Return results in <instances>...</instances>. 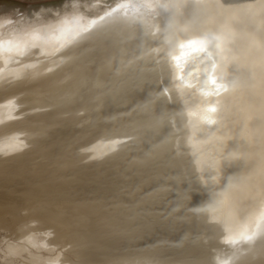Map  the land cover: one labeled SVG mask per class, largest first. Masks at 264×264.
Listing matches in <instances>:
<instances>
[{"label":"bare ground","instance_id":"6f19581e","mask_svg":"<svg viewBox=\"0 0 264 264\" xmlns=\"http://www.w3.org/2000/svg\"><path fill=\"white\" fill-rule=\"evenodd\" d=\"M117 6L0 56V254L264 264V0Z\"/></svg>","mask_w":264,"mask_h":264},{"label":"rangeland","instance_id":"374dc122","mask_svg":"<svg viewBox=\"0 0 264 264\" xmlns=\"http://www.w3.org/2000/svg\"><path fill=\"white\" fill-rule=\"evenodd\" d=\"M3 1L14 2V3L18 4V6L15 5L13 8L12 7H7L5 5L3 6V4H2ZM52 1H55V0H0V56H3V55L6 56V55L10 54V52L11 53L13 52V53L17 54V51L19 53L21 51V48L23 46H26V44L35 45L34 39L39 34L44 35L45 36V38H44L45 41L47 40L46 41L47 43L42 45V48L46 47L47 49H50V47L53 46V44H54V49L53 50L51 49V53H53L54 51H56L58 49V47H60V46H58L56 48V46H57L56 43H58L59 41L55 43V39L59 38V36L63 37L64 35H66L65 33H68V31H70L72 29L71 27H69V23H70L71 20H77V21L82 20L80 22L82 24H84L85 22H88V20H90L89 18H91L92 16H96V17L99 16L100 17V12H101L102 15H105L106 11H110V9H112L115 6L118 7L117 5H119L122 2V0L121 1L119 0L118 3H117V0H116V3H115V0H109L110 2L108 0H99V1L102 2L101 3V2L96 1V0H91L89 2V5H94V6L93 7L92 6H88L89 8L91 7L89 9L90 11L88 10V8L86 9L83 6H79V7H82V9H81V8L78 7V5H77V7H75L76 6L75 5L73 7L71 6L73 9L70 7V9L63 11L64 13L61 12V13L55 15L56 18L53 15H48V14L47 15H48L49 18L48 17L46 18L47 15H41V16H43V17H41L40 15H38V16L37 15L29 16V14H27L28 10H27L26 7H31V6L34 7L36 5H39V4H42V3H49V2H52ZM57 1H59V0H57ZM111 1L114 2V5L111 4L112 3ZM154 2H156V1H154ZM144 4L145 3L143 2V5ZM99 5H101L102 8L105 7V9L102 10V8ZM97 6H99V7H97ZM107 6H110V7H107ZM146 7H148V5ZM80 9H81V11H80ZM98 9L99 10L101 9V11H99ZM70 11H71V13H70ZM92 11L95 14H93ZM72 12H74L75 15L77 13L80 14V18H81V15L84 16V18L82 17L81 19L80 18L75 19V17L77 18L79 16L78 15L77 16L72 15ZM86 13L87 14L89 13L88 14L89 16ZM68 14L72 15V16H69ZM65 15L67 17H65ZM73 16H75V17H73ZM62 17L63 18L65 17V18L63 19ZM66 18H67V20H66ZM61 19H63V20H61ZM120 23H122V20H121ZM62 30H63V32H62ZM61 33H62V35H61ZM120 35H122V33H120L119 35L115 36L114 38H111L110 40H113V39L117 38ZM122 37L124 39H127L125 37H128V36H126V34L125 35L123 34ZM105 42H108V41H105ZM59 44L60 43H58V45ZM20 46H22V47H20ZM140 46H142V45H140ZM51 48H53V47H51ZM7 49L9 51H7ZM5 52H7V53H5ZM2 53H4V54H2ZM37 53H41V48H37ZM174 133L170 134L169 136L174 135ZM175 134H177V132ZM169 143L166 140L165 141V145L163 143V146H162L163 148L162 149H166L172 142L170 144ZM173 156H175V155L173 154ZM174 158H176V159H174ZM174 158H173V160H177L178 159L176 156ZM4 232L5 231H0V248L3 246L5 240L8 237H11V236H8L6 234V232L5 233ZM5 234L8 237H5L6 236ZM44 254H45V252H44ZM49 255L51 256L50 253L47 254V256H49ZM0 264H9L6 261H4V259H3L1 254H0Z\"/></svg>","mask_w":264,"mask_h":264},{"label":"snow or ice","instance_id":"6c2138e0","mask_svg":"<svg viewBox=\"0 0 264 264\" xmlns=\"http://www.w3.org/2000/svg\"><path fill=\"white\" fill-rule=\"evenodd\" d=\"M200 51H203V48L200 49ZM245 239H251L250 237H246ZM228 243H236V241H227Z\"/></svg>","mask_w":264,"mask_h":264}]
</instances>
